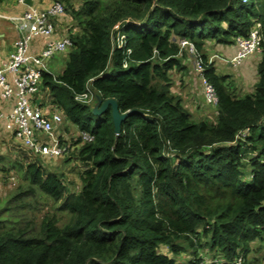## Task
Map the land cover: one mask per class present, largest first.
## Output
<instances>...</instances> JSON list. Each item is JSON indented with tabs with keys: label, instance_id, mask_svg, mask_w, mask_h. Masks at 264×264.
Here are the masks:
<instances>
[{
	"label": "trees",
	"instance_id": "1",
	"mask_svg": "<svg viewBox=\"0 0 264 264\" xmlns=\"http://www.w3.org/2000/svg\"><path fill=\"white\" fill-rule=\"evenodd\" d=\"M59 1L78 31L69 34L62 73L44 71L42 85L95 138L76 142L88 166L79 191L39 160L26 164L27 182L0 208V264H236L238 257L247 264L251 242L264 241V42L257 80L241 96L204 46L207 39L234 43L257 22L264 36V0ZM182 38L194 44L216 89V121L192 119L171 90ZM87 87L95 102L96 94L113 97L121 112L131 111L119 134L111 107L93 115V103L75 99ZM38 200L60 203L68 220L50 210L20 212L39 211ZM203 240L222 256L199 257ZM188 250L197 257L179 260Z\"/></svg>",
	"mask_w": 264,
	"mask_h": 264
},
{
	"label": "built area",
	"instance_id": "2",
	"mask_svg": "<svg viewBox=\"0 0 264 264\" xmlns=\"http://www.w3.org/2000/svg\"><path fill=\"white\" fill-rule=\"evenodd\" d=\"M18 1L26 3V0ZM65 12V5L55 0L46 7L28 4V8L23 13L8 16L17 23L20 34L15 49L0 66V94L4 98L13 97L14 101L8 115L7 129L14 133L26 151L52 159L68 155L73 147L61 142L55 132L57 124L63 120L62 114L49 113L36 105L34 101L41 91L43 73L49 71L48 60L57 53L68 52L73 46L69 35H55V18ZM0 16L6 15L0 13ZM259 26L261 23L257 22L248 34L236 36L237 51L231 59L224 60L236 66L252 54H261L264 36L259 31ZM114 30L115 39L121 46L125 35L120 30V23L114 26ZM37 35L46 36L47 41L38 53H33L30 51L31 41ZM180 46L182 50H187L194 57L195 69L202 80L206 103L216 108L218 103L216 89L203 73L204 64L200 53L187 38L180 39ZM75 99L91 103L94 92L87 87L86 91L76 93ZM245 134V131H241L237 135ZM79 137L82 142H91L95 138L94 134L86 130H80ZM206 260L211 261V259ZM235 263L242 264L243 259L238 257Z\"/></svg>",
	"mask_w": 264,
	"mask_h": 264
},
{
	"label": "rangeland",
	"instance_id": "3",
	"mask_svg": "<svg viewBox=\"0 0 264 264\" xmlns=\"http://www.w3.org/2000/svg\"><path fill=\"white\" fill-rule=\"evenodd\" d=\"M74 2L76 6L79 7L82 5L83 0H75ZM77 31H78V28L71 25L69 34L71 32H77ZM207 40H210V39H207ZM208 43H209L208 44L209 46L213 47V45L215 44V41L211 43L208 42ZM205 45H207V43H205ZM205 49H207V51L209 50L212 51V49H208L206 47ZM215 52L211 53V54H214L212 57L217 58V60L225 59L223 57L220 58V56H217L216 55L217 53ZM67 53H68L67 51L57 53L54 57L50 58L47 62L48 68L53 71H59L61 68H58L55 65H59V66L62 65L65 59L63 57V54H67ZM179 56L183 61L187 62L189 69H192V70H187L186 72L187 74H185L184 72V74L186 75L185 79L187 80L190 79L188 72L191 73L192 71H193V74L194 73L198 74V76L200 77L199 73L195 69L194 57L191 54H189L187 50L182 51V53H180ZM218 63H219L217 65L218 72L220 74L230 75V79L232 80V84H233L232 90L234 91V93L238 95H244L247 91V87L246 85L243 86L242 84L245 82L243 78L245 74L241 69L243 67L240 64L236 66L234 65L235 67H227L225 63H220V62ZM55 67H57V69ZM171 74L172 75L174 74L173 77L172 75L171 77L174 80L173 88L177 91L176 94H179V92H181L182 94L190 92V88L188 87V84L183 83L184 82L182 80L183 76L181 77L179 73H175L174 71H171ZM251 75L252 74H250L249 78L250 80L252 79L253 81V79L255 78V75L257 76V71L255 74L253 73V76ZM250 80L249 79L247 80L249 81V83H246V84H249L247 86H250V84L254 86V83L250 82ZM200 81L202 84L201 79ZM253 86L248 87L251 89H248L247 92H250ZM43 90L48 92L49 89L47 90V88L41 85V91L43 92ZM202 90H203V85H202ZM183 97H182L183 98L182 101L184 100L183 101L184 105L190 111L192 110L199 114V115L194 114L195 116H193V113H192V119L194 120L208 119L210 121H216L217 109L215 108V106L205 107L202 105L204 101L207 102L204 95L203 97L201 96L193 97V96H186V95H184ZM91 103H93V105L95 104L94 99L91 101ZM48 105L50 106V108H53V109L58 108L60 113H62V116H64L62 117L63 118L62 122L57 124L55 132L57 136L60 138L61 142L65 144H70L73 148L68 155L52 159V158H45V157L38 156V155H33L20 146L15 147V151L11 152L7 150L6 152H4L3 146L0 143V208L5 206L6 201L16 191V188L18 186L27 182L23 180V174H24L26 164L36 159L39 160L43 164V166L47 168L48 170L54 171L58 174H62L64 182L70 191H79L82 187V183H83L82 172L88 166L80 158L79 150H78L79 145H77L76 143L79 137V134H80V128L78 127L76 123L72 122L71 120H68L65 116V113L61 111L62 109L57 107L56 104L49 103ZM200 109L201 111H198ZM17 141L19 140L17 139ZM19 143L21 144L20 141ZM38 202H41L40 204H37L39 211L26 208L27 211L26 209H23L20 212L21 213L25 212L26 214L29 213L28 216H32L35 212L37 216H40L46 211L50 210L53 213L55 212L56 214H58L59 217H62L61 223L68 220L69 214L66 211H61V210L56 209L60 203L55 204L52 200L33 201V203H38ZM18 213H19V209L16 208L12 212H10V216L16 217ZM202 243L205 244L204 240L202 241ZM161 249L165 252L169 251L167 247H161ZM198 256L199 257L202 256L204 259H214V258H219L220 256H222V253L217 249L211 250L210 246L206 245L204 247L198 248ZM195 257L197 256H194L193 252L189 250L187 252H184L178 255V259L184 260V261L195 259ZM245 262H247V264H264V241L262 239H256L251 242V250L248 252Z\"/></svg>",
	"mask_w": 264,
	"mask_h": 264
},
{
	"label": "crops",
	"instance_id": "4",
	"mask_svg": "<svg viewBox=\"0 0 264 264\" xmlns=\"http://www.w3.org/2000/svg\"><path fill=\"white\" fill-rule=\"evenodd\" d=\"M53 1H55V0H33V3L30 5H35V6H39V7H46V6H49ZM27 8H28L27 3H22L18 0H0V13L6 15V16H0V66L8 59L10 53L15 49L16 41H17L18 36L20 34V29L18 28L17 23L14 20L10 19V17H8V16L19 15V14L23 13L24 10H26ZM71 22H72V17L67 12H65L62 15L57 16L55 18V23H56L55 35L56 36L69 35L70 27H71V25H73V22H72V24H71ZM46 41H47V37L44 35L35 36L33 38V40L31 41L30 51L33 53H38L43 48ZM214 41L215 40H213V39L206 40L207 45L204 46V51L208 54V56L210 58H212L214 60L216 70H217V65L219 64L218 62L225 63V65L227 67H235L233 64L229 63L228 61L220 60V59L217 60V58L212 57L214 54H211V53L217 51L215 53H217L216 55L220 56V58L223 57L225 59H231L237 51V44L235 42L230 43V44H223V43H218L215 41V44L213 45V47L208 45L209 44L208 42L211 43ZM205 47L208 49H212V51H210V50H209L210 52L207 51V49H205ZM63 57L65 58L64 63L60 66L55 65L58 68H61L59 71H53V70L48 68L49 71L52 72L54 75H58V74L62 73V71L66 65V62L68 60V53L63 54ZM260 57H261V54H252V55L248 56L240 64L243 67L241 69L245 74L243 76L245 82L242 84H243V86L246 85L247 91H248V89H251L248 87L253 86L252 84H250V86H247V85H249V84H246V83H249V81H247V80L248 79L250 80V78H249L250 74H252L251 76H253V73L254 74L256 73L257 65H258V62L260 60ZM181 62H182V67L181 68H175L172 71H174L175 73H179L181 77L183 76L182 77V80L184 81L183 83L188 84V87L190 88V92H187L185 94H182L181 92H179L180 95L179 94H177V95L181 96V98L184 95L193 96V97H200V96L203 97V90H202V84L200 81V77L198 76V74H195V73L193 74V71H192L191 73L188 72L190 79H188V80L185 79L186 78L185 74H187L186 73L187 70H192V69H189L186 61L182 60ZM57 67H55V68L57 69ZM184 72H185V74H184ZM217 72H218V70H217ZM173 75H172V77H173ZM256 80H257V76L255 75V78L253 79V81L251 79L250 82L255 83ZM173 83H174V80L172 78L171 90H172V92H174L176 94L177 91L173 88ZM45 88H47V90L49 89L48 87H45ZM247 91H246V93H248ZM238 96H241V95H238ZM49 98L51 101L49 100ZM13 103H14L13 97L4 98L0 94V143L3 146L4 152H6L7 150H9L11 152L15 151V147H19V146L23 148V146L19 143V141H17V138L15 137L14 133L12 131H10L9 129H7V127H6V123L8 121V115L12 109ZM34 103L36 105H39L40 107H42L43 110L48 111L49 113L62 114V113H60L58 108L53 109V108H50V106L48 105L49 103H51V104L54 103L53 102V95L51 94L50 89L48 90V92L45 90H43V92L40 91L38 98L34 101ZM202 105L205 107H213L212 105L206 103L205 101L202 103ZM61 111H63V109ZM198 111H201V109ZM190 112H191V114L193 113V116H195L194 114L199 115L195 111L191 110ZM23 149H25V148H23Z\"/></svg>",
	"mask_w": 264,
	"mask_h": 264
},
{
	"label": "water",
	"instance_id": "5",
	"mask_svg": "<svg viewBox=\"0 0 264 264\" xmlns=\"http://www.w3.org/2000/svg\"><path fill=\"white\" fill-rule=\"evenodd\" d=\"M28 4H32L33 0H26L25 1ZM96 102L92 106V114L93 115H100L102 114L108 107H111L112 112V118L114 123V131L116 134L120 133V125L122 120L131 112H121L118 106V103L115 98L110 97L105 100L102 99V97L99 94H96ZM135 112V111H133Z\"/></svg>",
	"mask_w": 264,
	"mask_h": 264
}]
</instances>
